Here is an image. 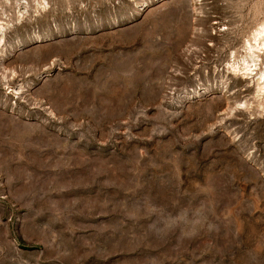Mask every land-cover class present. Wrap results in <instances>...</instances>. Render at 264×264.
Segmentation results:
<instances>
[{"label": "rangeland", "instance_id": "1", "mask_svg": "<svg viewBox=\"0 0 264 264\" xmlns=\"http://www.w3.org/2000/svg\"><path fill=\"white\" fill-rule=\"evenodd\" d=\"M258 31L264 0H0V264H264Z\"/></svg>", "mask_w": 264, "mask_h": 264}, {"label": "bare ground", "instance_id": "2", "mask_svg": "<svg viewBox=\"0 0 264 264\" xmlns=\"http://www.w3.org/2000/svg\"><path fill=\"white\" fill-rule=\"evenodd\" d=\"M263 30V29H262ZM262 32H264V31H258L257 32V36H259L260 35V33H262ZM259 80H262L261 82H264V72L261 74V76L259 77ZM262 88H264V85H263V87Z\"/></svg>", "mask_w": 264, "mask_h": 264}]
</instances>
